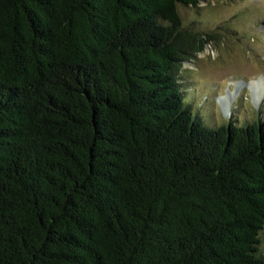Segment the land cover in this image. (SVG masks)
Segmentation results:
<instances>
[{
	"label": "trees",
	"instance_id": "trees-1",
	"mask_svg": "<svg viewBox=\"0 0 264 264\" xmlns=\"http://www.w3.org/2000/svg\"><path fill=\"white\" fill-rule=\"evenodd\" d=\"M200 1L0 0V264H264V119L179 81Z\"/></svg>",
	"mask_w": 264,
	"mask_h": 264
},
{
	"label": "rangeland",
	"instance_id": "rangeland-1",
	"mask_svg": "<svg viewBox=\"0 0 264 264\" xmlns=\"http://www.w3.org/2000/svg\"><path fill=\"white\" fill-rule=\"evenodd\" d=\"M178 10L186 28L218 38L181 62L179 81L194 116L208 127L264 119V93L235 85L264 78V0H201L197 6L178 4ZM220 95L230 99L228 112ZM261 241L264 253V229Z\"/></svg>",
	"mask_w": 264,
	"mask_h": 264
},
{
	"label": "bare ground",
	"instance_id": "bare-ground-1",
	"mask_svg": "<svg viewBox=\"0 0 264 264\" xmlns=\"http://www.w3.org/2000/svg\"><path fill=\"white\" fill-rule=\"evenodd\" d=\"M263 77H260L258 79H254L253 81L250 82H241V81H235V85H239V87H241V85H250L252 92H254L256 95L258 94V96H261L264 93V81H263ZM261 83H258V82ZM217 100L219 101V103L221 104V108L223 109L224 112H228L229 111V104H230V99L227 98V96L224 95H220L217 97Z\"/></svg>",
	"mask_w": 264,
	"mask_h": 264
}]
</instances>
